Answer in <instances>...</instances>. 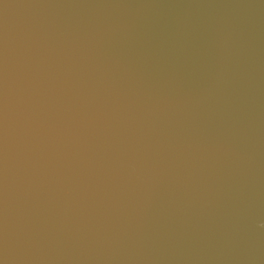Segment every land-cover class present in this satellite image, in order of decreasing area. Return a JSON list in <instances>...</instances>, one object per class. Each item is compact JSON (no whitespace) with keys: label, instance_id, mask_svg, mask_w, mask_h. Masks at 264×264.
I'll return each instance as SVG.
<instances>
[{"label":"water","instance_id":"1","mask_svg":"<svg viewBox=\"0 0 264 264\" xmlns=\"http://www.w3.org/2000/svg\"><path fill=\"white\" fill-rule=\"evenodd\" d=\"M0 264H264V0H0Z\"/></svg>","mask_w":264,"mask_h":264}]
</instances>
